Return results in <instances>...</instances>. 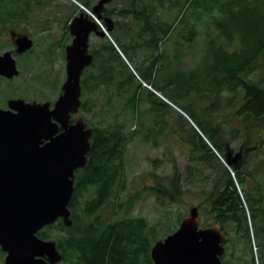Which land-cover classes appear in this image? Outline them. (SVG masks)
Wrapping results in <instances>:
<instances>
[{"label":"trees","instance_id":"trees-1","mask_svg":"<svg viewBox=\"0 0 264 264\" xmlns=\"http://www.w3.org/2000/svg\"><path fill=\"white\" fill-rule=\"evenodd\" d=\"M77 1L93 8L90 0ZM169 1L180 11L177 25L184 33V40H197L202 33V26L207 30L212 28L208 23L218 32L217 39L206 33L212 40L204 43V58L190 70V75L181 72L180 67L177 73L176 70L170 75H162L159 61L164 53L160 51L156 54L153 50H159L160 42L168 37L174 25L160 18L155 4L144 0L122 1L121 7L106 8L103 12L105 17L113 19L114 28L109 37L99 36L102 40L92 50L94 62L84 70L82 76L83 92L88 96L83 100L81 110L93 112L99 104L96 102L97 96L92 95L104 87L106 97L109 96L104 105L112 108L116 100H124L125 107L137 118L140 104L146 101L150 103V110L155 113L157 121H163V117L174 108L144 84L162 92L199 129L192 127L195 134L190 138L193 146L191 158L213 167L212 188L205 207L208 217L200 213L201 226L219 224L229 238L226 253L222 257L224 264H264L263 187L250 171L245 170L244 163L229 161L231 149L223 138L220 124L207 117L202 121L190 109L192 104H183L192 99L194 93L220 100L223 93L228 91L232 93L231 100L237 101L242 92L243 103L235 113L243 117L242 123L246 128L258 126L257 131L262 136L264 0ZM8 2L11 0H0V3ZM34 2L38 0H27L25 3L30 5ZM27 12L20 4L14 11L3 7L0 8V19L11 16V13H18L20 19H23L27 17ZM130 16L139 24V28L135 29L136 41L129 37L131 29L125 30L121 23L123 17ZM116 27L123 30L120 36H114ZM131 28L134 29L132 25ZM188 46L190 50L194 49L193 45ZM147 50L150 56L146 55L141 64L131 65L130 60L139 56L140 51ZM183 53L181 48L176 54L178 65L181 64ZM256 72H261V75L254 78ZM93 127L88 165L76 172L75 192L70 204L73 224L66 226L59 220L40 230L38 235L56 241L64 256L62 262L155 264L151 257L153 245L178 227L152 224L144 216L131 215L138 195L127 200L120 199V192L127 188L125 150L136 132H128L116 112L112 117H102L99 124ZM144 139L151 141V135L146 133ZM250 149L243 147L244 156H247ZM214 151L227 158L229 165L219 160L217 162ZM231 170L237 178H234ZM186 172L184 176L176 165L169 184L158 183L153 189L160 198H167L169 202L178 201L184 191L183 183H194L197 179L192 167ZM249 179L255 181L254 186L248 185ZM239 183L246 185L244 195L239 190ZM109 205L112 206V217L102 214ZM185 215H179L177 226Z\"/></svg>","mask_w":264,"mask_h":264},{"label":"rangeland","instance_id":"rangeland-1","mask_svg":"<svg viewBox=\"0 0 264 264\" xmlns=\"http://www.w3.org/2000/svg\"><path fill=\"white\" fill-rule=\"evenodd\" d=\"M18 1L20 5H23L27 0ZM122 1L125 0H116L112 5L121 7ZM144 2L155 4L160 18L169 20V23L174 25L168 37L160 42L159 50H153L156 54L160 51H162V54L164 53L163 58L159 61L160 73L170 75L172 71L176 70L177 73L180 67L181 72L190 75V70L192 71L204 58V43L212 40L207 34H212L211 36L217 39L219 37L218 32L211 23H208V26L212 28L207 30L206 27L202 26V33L197 40H184V33L177 25L180 14L177 7H173L169 0H144ZM46 3L42 8L36 7L29 22H20L17 25L18 30L32 34L34 38L33 53L32 55L29 53L26 58H19L20 75L10 81L11 83L5 81V84L15 87L12 91L13 94H9L11 90L9 91L6 86L3 88L4 84L0 82L2 85L0 90L3 91L2 96L0 94V101L7 100L11 98V95H15L14 97H23L28 101L44 102L51 100L54 102L60 95L61 86L67 78L64 45L69 43V39L65 38L66 35L63 37L65 13L63 16L62 9L66 4H75L77 7L83 4L81 5L77 0H47ZM88 10L91 11V9ZM58 17L61 18V21L56 19ZM116 18L120 19V17ZM121 23L124 24L125 30L131 29V36L129 37L136 41L135 29L139 28L138 22L130 16L123 17ZM131 25L134 27L133 30ZM122 32L123 30L116 27L114 36H120ZM66 33L68 34L67 31ZM8 35L7 39L6 36H0V49L2 46L9 45L7 43ZM99 42L100 40L97 37L91 36L90 43L93 48ZM105 42L107 41L105 40ZM183 44H186L185 47H181ZM188 45H193L194 49H191L193 51L190 50ZM181 48L185 53L181 54L182 61L178 65L176 54ZM146 55L147 57L150 56L149 50L147 52L140 51L139 56L134 60H130L131 65L141 64ZM93 71H95V68ZM259 75H261V72H256L253 77L257 78ZM99 90H101L99 93L92 95L93 97L97 96L96 102L99 106L95 107L94 111L90 113L81 110L80 116L85 118L90 126H93L98 125L102 117L106 115L112 117L116 112L120 116V120L124 121L126 130L131 133L136 132L125 150L127 188L119 195L121 200H127L133 195H138L131 215L144 216L152 224H170V226L176 225V227H178L177 219L179 215L188 214L194 206H197L200 213L205 216L207 214L205 209L207 197L212 188L213 167L191 158L193 146L190 143V138L195 134L193 128L199 130L194 121L186 113H183L179 107L172 104L162 92L155 89L156 94L168 103L171 102L170 104L174 108L170 109V112L163 117V121H157L155 113L150 110V103L146 101L140 104L139 117L137 118L125 107L124 100H116L113 107L110 108L104 105V101L109 97H106L105 88L101 87ZM231 94L225 91L219 100L210 95L205 98L204 94L199 96L194 93L192 99L186 100L183 104L187 106L192 104L190 109L202 121H205L206 118L204 117H207L220 124L223 138L231 149L228 154L229 161L238 164L244 163L245 170L250 171L256 177V181L260 183L264 190V129L261 136L257 131L258 126L253 125L250 129L246 128L242 123L243 117L235 113L238 107L242 106L243 93L240 92L241 95L237 101L236 99L231 100ZM87 96L88 94L83 92L82 101L86 100ZM146 133L151 135V141L144 139ZM243 147L251 148L248 150L247 156H244L242 152ZM214 153L217 162L222 161L229 165L227 158L219 155L217 151H214ZM214 163L217 165L215 161ZM176 165L180 167L184 176L187 175L186 170L192 167L197 179L194 180V183L189 181L183 183L184 191L179 197L180 199L176 202H169L167 198H160L153 188L158 183L169 184ZM231 171L234 178H237L233 170ZM248 185L254 186L255 181L249 179ZM244 186L246 185L239 183V190L243 195ZM102 214L106 217H112V206L109 205ZM205 217H208V215ZM1 251L0 264H5L6 253L2 251L4 253L2 254ZM62 264L75 263L68 261L62 262Z\"/></svg>","mask_w":264,"mask_h":264},{"label":"water","instance_id":"water-1","mask_svg":"<svg viewBox=\"0 0 264 264\" xmlns=\"http://www.w3.org/2000/svg\"><path fill=\"white\" fill-rule=\"evenodd\" d=\"M100 0L92 12L114 28L105 17ZM74 36L66 47L67 78L62 93L52 101L9 100L0 107V247L5 264H60L64 256L52 239L38 233L59 220L73 224L71 201L76 172L87 167L94 127L83 117L71 122L82 106V75L94 62L90 53L92 34L104 37L88 13L81 12L70 26ZM19 51L33 46L28 36L17 40ZM0 73L20 74L10 53L0 55ZM229 238L219 224L201 226L200 212L192 207L178 228L158 240L151 249L155 264H224Z\"/></svg>","mask_w":264,"mask_h":264},{"label":"flooded vegetation","instance_id":"flooded-vegetation-1","mask_svg":"<svg viewBox=\"0 0 264 264\" xmlns=\"http://www.w3.org/2000/svg\"><path fill=\"white\" fill-rule=\"evenodd\" d=\"M99 1L100 0H90L92 7H94L95 5H97L99 3ZM115 1L116 0H113V1L105 4V7L103 9V12H104V10L106 8H113V7H115V6L112 5ZM46 2H47V0H38V2L31 3L30 5H28L27 3H23V7L26 8V11H28L27 12L28 15H27L26 18L20 19L18 13L16 15H14V13H11L12 14L11 15L12 17L11 16H6L5 19H3V20L0 19V21L2 20L1 22H4L6 20V22L0 23V36H2V37L3 36H6V39H7V34H9L8 35V41H7V43L9 45L2 46L1 47V49H0V55H5L6 53H10L12 59L15 60L16 65H17L18 69L20 70V73H21V69H20V60H19V58H26L29 53H31V55H32V53H33V47H34V38L32 37V34L30 32L18 30L17 29V25L20 22L21 23L29 22L31 20V16L33 15L32 13L36 9V7L42 8L43 6H45L47 4ZM3 7H6L7 10L12 9L14 11L15 8H18L19 7V1L18 0H11V2H8V3H0V8H3ZM81 12L82 11L75 4H66L65 7L62 9V15L63 16H64V13H65V17L63 19L64 20V23H65L64 24V31H63V35L64 36L63 37H65V35H66L65 38L67 40L69 39V43L67 45H69L73 41V39H74V36L72 35L71 29H70L71 23H72L73 19L76 16H78ZM56 19L61 21V18L60 17H58ZM14 26H16V27H14ZM67 27H68V31H67ZM66 31L68 32V34L66 33ZM20 36H28L29 38H31L33 40V46L30 49H28V50L19 51L20 46H19L17 40H18V38ZM91 36L97 37L100 41L102 40L99 36H96L95 34H92ZM67 45L64 47L65 48V53H66V47H67ZM94 48L92 47V44L90 43V49H89L90 53H92V50ZM15 77H17V76H15ZM15 77L8 78V77H6V76H4V75H2L0 73V82H2V84H4L3 88L6 86V88L9 91L11 90L9 92V94H13L12 91L15 89V87L5 84V81L8 82V83H11L10 81H12ZM1 86L2 85L0 84V87ZM61 93H62V86H61V92H60V94ZM0 94L2 96L3 91L0 90ZM14 96L15 95H11L10 96L11 98H8L7 100H4V101L1 100L0 101V107H2L4 109H7L9 107L8 103H9V100L10 99L23 98V97H14ZM32 101H34V100H32ZM54 102H52V106H53V103ZM80 111H81V108H80V110H79L78 113L72 114L71 122H74L76 119H78L79 117H81L80 116ZM88 126H90V125L88 124Z\"/></svg>","mask_w":264,"mask_h":264},{"label":"built area","instance_id":"built-area-1","mask_svg":"<svg viewBox=\"0 0 264 264\" xmlns=\"http://www.w3.org/2000/svg\"><path fill=\"white\" fill-rule=\"evenodd\" d=\"M84 10H86L88 13H90L92 16H93V18H95L96 19V21L99 23V25L101 26V28L102 29H104V31H106L107 32V28H106V25L101 21V20H99L90 10H88V8H86L85 6H81ZM144 85H146L147 87H149L150 89H152V90H154L153 89V87L152 86H150V85H147L146 83L144 84ZM155 91V90H154Z\"/></svg>","mask_w":264,"mask_h":264}]
</instances>
